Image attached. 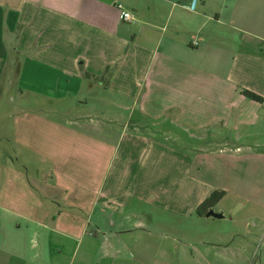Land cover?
<instances>
[{"label": "crops", "instance_id": "obj_1", "mask_svg": "<svg viewBox=\"0 0 264 264\" xmlns=\"http://www.w3.org/2000/svg\"><path fill=\"white\" fill-rule=\"evenodd\" d=\"M249 138L264 0H0V264H264Z\"/></svg>", "mask_w": 264, "mask_h": 264}, {"label": "trees", "instance_id": "obj_2", "mask_svg": "<svg viewBox=\"0 0 264 264\" xmlns=\"http://www.w3.org/2000/svg\"><path fill=\"white\" fill-rule=\"evenodd\" d=\"M107 81H109V80H107ZM241 92L248 99H251L253 101L260 102V103L263 102L262 97H260L259 95L255 94L249 90L243 89ZM225 196H226V193L224 191L217 190V191L213 192L211 194V196L208 197L205 200V202L197 209V214L200 216H205L210 210H212L216 205H218Z\"/></svg>", "mask_w": 264, "mask_h": 264}, {"label": "rangeland", "instance_id": "obj_3", "mask_svg": "<svg viewBox=\"0 0 264 264\" xmlns=\"http://www.w3.org/2000/svg\"><path fill=\"white\" fill-rule=\"evenodd\" d=\"M6 102L7 104L5 105V107H1L4 112H2V115L3 114H10V115H13L15 114V112H17V101H18V96H17V92H14V91H11V93L9 95L6 96ZM248 140L250 141H254L255 140L257 142H264V138H249ZM241 143L243 141H240ZM182 143H184L185 145L189 146V147H192V145L194 146V140L193 139H189L188 137H185L182 141ZM260 247H261V244L258 243V248H257V252L256 254L254 255V257H257V258H260L263 254V250L260 251Z\"/></svg>", "mask_w": 264, "mask_h": 264}, {"label": "built area", "instance_id": "obj_4", "mask_svg": "<svg viewBox=\"0 0 264 264\" xmlns=\"http://www.w3.org/2000/svg\"><path fill=\"white\" fill-rule=\"evenodd\" d=\"M121 8V6H120ZM122 19L124 21H131L132 20V15L131 13H128V12H122Z\"/></svg>", "mask_w": 264, "mask_h": 264}, {"label": "water", "instance_id": "obj_5", "mask_svg": "<svg viewBox=\"0 0 264 264\" xmlns=\"http://www.w3.org/2000/svg\"><path fill=\"white\" fill-rule=\"evenodd\" d=\"M207 216H209V217H214V218H219V219H222V218H223V215H222V214H217V213H215L213 210H210V211L207 213Z\"/></svg>", "mask_w": 264, "mask_h": 264}]
</instances>
